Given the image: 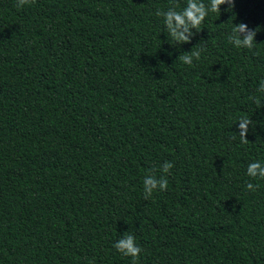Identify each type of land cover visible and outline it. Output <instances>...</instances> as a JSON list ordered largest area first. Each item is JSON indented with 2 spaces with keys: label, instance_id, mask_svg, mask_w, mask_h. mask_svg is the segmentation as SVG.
Wrapping results in <instances>:
<instances>
[{
  "label": "trees",
  "instance_id": "trees-1",
  "mask_svg": "<svg viewBox=\"0 0 264 264\" xmlns=\"http://www.w3.org/2000/svg\"><path fill=\"white\" fill-rule=\"evenodd\" d=\"M234 2L179 45L170 0H0V264H132L125 231L138 264H264V0Z\"/></svg>",
  "mask_w": 264,
  "mask_h": 264
},
{
  "label": "clouds",
  "instance_id": "clouds-1",
  "mask_svg": "<svg viewBox=\"0 0 264 264\" xmlns=\"http://www.w3.org/2000/svg\"><path fill=\"white\" fill-rule=\"evenodd\" d=\"M34 0H17L16 7L20 8L24 5L30 4ZM228 5V9H233L235 6L234 0H208L206 4L204 0H186L183 8H180L175 0H170V6L167 10L157 9L155 15L163 18V24L167 35L179 45L191 43L192 38L199 32L201 24L205 21L209 12H221L222 5ZM179 9V10H178ZM195 29V32L193 31ZM256 29H249L247 24L240 22L239 24H233L231 33L227 39L230 44L240 49H252L254 47V41L256 42ZM201 51L184 52L177 58L181 60L185 65H191L193 58L200 59ZM257 91L264 93V79L259 82ZM254 103L258 108L264 106L259 98H253ZM237 123L239 124V136L241 143H247L246 135L248 132V126L252 125V119L247 117H241ZM174 167L173 162L165 161L160 165V172L163 175L157 177V175L151 171L145 175L143 179V194L144 199H149L153 192L156 190L167 191L168 179L167 174L170 173ZM246 175L255 179H264V163L260 161H253L248 164ZM258 185L253 183H246V188L249 191H255ZM113 247L123 256L130 257L132 264H138L139 257L143 251L142 247L136 242L135 236L125 231L121 237L114 243Z\"/></svg>",
  "mask_w": 264,
  "mask_h": 264
}]
</instances>
